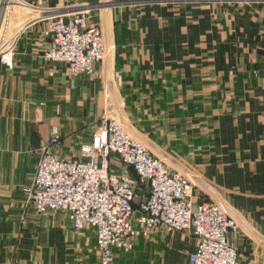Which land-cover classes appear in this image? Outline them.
Masks as SVG:
<instances>
[{
	"label": "crops",
	"instance_id": "1",
	"mask_svg": "<svg viewBox=\"0 0 264 264\" xmlns=\"http://www.w3.org/2000/svg\"><path fill=\"white\" fill-rule=\"evenodd\" d=\"M22 1L26 7L10 12L11 32H20L13 67L0 62V264H67L82 250L67 216L35 214L24 189L54 131L60 158L91 141L109 107L108 76L127 129L152 153L211 155L193 167L207 171L214 194L256 213L250 217L260 224L245 234H264V0H177V8L171 0ZM84 6L110 51L93 76H70L64 64L42 57L45 9ZM120 165L113 159L114 171ZM147 191L137 186L138 195ZM40 232L49 255L34 253ZM86 232L96 247L94 230ZM228 240L237 264H264V238ZM196 244L190 231L158 228L134 240L131 252L138 264H188ZM113 252V264H124L125 253ZM83 264H91L90 254Z\"/></svg>",
	"mask_w": 264,
	"mask_h": 264
},
{
	"label": "built area",
	"instance_id": "2",
	"mask_svg": "<svg viewBox=\"0 0 264 264\" xmlns=\"http://www.w3.org/2000/svg\"><path fill=\"white\" fill-rule=\"evenodd\" d=\"M14 5L27 6L22 0H0V62L9 69L20 35L11 32ZM45 11L43 36L48 41L42 57L64 64L70 76L94 75L110 49L100 26L90 18V7ZM58 143L54 131L41 146L33 180L24 190L37 214L60 211L76 233L94 230L97 264H112L113 249L127 253L134 240L147 238L158 228L187 230L195 236L196 249L188 264L238 263L228 240L238 230L235 218L220 204L195 202L190 176L168 168L114 111L102 114L91 141L76 156L59 158L53 149ZM113 159L123 166L121 172L112 169ZM136 179L148 188L137 199Z\"/></svg>",
	"mask_w": 264,
	"mask_h": 264
},
{
	"label": "rangeland",
	"instance_id": "3",
	"mask_svg": "<svg viewBox=\"0 0 264 264\" xmlns=\"http://www.w3.org/2000/svg\"><path fill=\"white\" fill-rule=\"evenodd\" d=\"M160 1L164 2L166 0H160ZM171 1L174 2V3L177 2V4H179L177 6H174L173 8H177L180 5H182L177 0H171ZM218 1H222V2H219L221 4H225V2H226V1H223V0H218ZM188 2H192V1H188ZM69 8H75V7H69ZM45 10H47V9H45ZM103 10H101V11H103ZM176 10H179V9H176ZM89 15H90V18L92 20V13L90 12ZM47 17L48 16L45 15V19ZM97 25L100 26L99 24H97ZM107 80H108V84H109V90H107V93H106V95H108V101H109L108 102L109 107H108L107 111L108 112L109 111H114L122 119V104L123 103H120V101L117 102V100H116L118 98V96H117L118 93H117L116 87H114L113 78L111 76L110 77L108 76ZM201 141H202L201 139L195 140L194 144H196V143L199 144ZM196 153H197V151L190 152V153H188L186 155H181V154H169V155H164L163 154L162 155V154H157V153H154V154H155V156L156 155L158 157L160 156V158H162L165 161V163L167 164L168 168H172V169L175 168L180 173L184 172L185 174H191L189 176L191 178V182H192V186H193V193H194L193 200L195 202H199L200 200L201 201L205 200V201L215 202V203L220 204L221 206H223V208L228 212V214L229 215L231 214V216L233 218H235V220L238 223V230H237V232L232 233V234H241L242 233L247 238H249L250 240H253L255 242L260 240V238L261 239L264 238V234L250 235V234H245L244 233V232H248L249 230H251L250 229L251 226L256 229V225H255L256 223L260 224L258 219H256V218L254 219V218L250 217L251 213H252V215H254L256 213L253 212V211L251 212L250 210H244L245 206L246 207H249V206L245 205L243 202L240 203L238 201V202H235V203L234 202L231 203L229 201V196H225L224 194H221V193L220 194H218V193L214 194L215 184L207 176V174H206L207 171L206 170L197 169L196 166L193 167V163L195 162L196 164H198V162H200V159L202 161L204 160L205 162H210L209 160L212 158V156L211 155H205L204 156L203 154H196ZM61 157H63V156H61ZM69 157H74V155L73 154L64 155L63 158H69ZM116 162L120 165V163L118 161H116ZM137 185H138V187H140L142 189V191H146L145 182H143L141 180H137ZM139 196L140 195H138V193H137L136 199ZM260 204H261V207L264 208V202H261ZM133 206H134V204H133ZM239 208H242L243 210L239 209ZM48 212H57L56 214H58L60 211H48ZM35 214H37V213L35 212ZM45 214H47V213L38 214V215H45ZM59 214H63V213L60 212ZM169 230H171V229H169ZM73 233H74V235L76 237L79 238L81 243L78 244V245H80L82 250L78 251V252H75V254L72 255L73 259L69 260V262H67V264H83V261L85 262V261L88 260V255L89 254L91 256V264H94V263L97 264L98 260H99V251L95 247V244L93 242V238H91L92 237V233H87L86 232V233L82 234V233H76L74 230H73ZM82 240L84 241V243L82 242ZM50 245H51V243L46 240L45 234L40 232L39 238H37L35 240L34 249L35 248L36 249H35L34 253L39 251L40 253H44L46 255H49L51 253ZM58 246L61 247V244H59ZM132 252L129 251V253H125V254L122 255V257H124V258L126 257L124 259V264H138L139 263L138 261H136V258H133ZM55 253L57 255L58 253H61V251L58 250L55 247ZM95 254H96V257H97L96 259H95ZM113 254H114V252H113ZM81 256H83L85 258L82 260V259H80ZM114 257H115V255H114ZM113 263H114V261H113ZM40 264H42V263H40Z\"/></svg>",
	"mask_w": 264,
	"mask_h": 264
}]
</instances>
